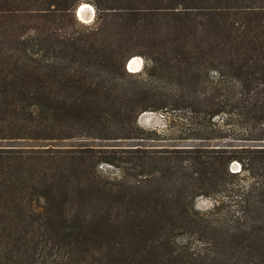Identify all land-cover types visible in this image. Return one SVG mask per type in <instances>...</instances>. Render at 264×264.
<instances>
[{
    "label": "trees",
    "instance_id": "1",
    "mask_svg": "<svg viewBox=\"0 0 264 264\" xmlns=\"http://www.w3.org/2000/svg\"><path fill=\"white\" fill-rule=\"evenodd\" d=\"M0 264H264V0H0Z\"/></svg>",
    "mask_w": 264,
    "mask_h": 264
},
{
    "label": "rangeland",
    "instance_id": "2",
    "mask_svg": "<svg viewBox=\"0 0 264 264\" xmlns=\"http://www.w3.org/2000/svg\"><path fill=\"white\" fill-rule=\"evenodd\" d=\"M91 6H93L91 3H88ZM94 7V6H93ZM95 17V9H93V14L89 20H84L81 17V20L86 23H91L94 20ZM79 18V17H78ZM135 57V60L137 62V66L135 68H128L127 63V69L130 71H139L142 69L144 60L141 56H133ZM138 58V59H137ZM132 59V58H131ZM141 61V62H140ZM217 120L222 121L221 117H217ZM138 123L147 129H156L158 133H160V136L157 137L152 144H155L158 147H165V146H171L173 144H190V141H183V142H176V137L178 136L179 130L185 126V119L183 118L182 112H175L172 110H158V111H147L143 112L138 117ZM75 141V140H74ZM78 141V140H77ZM226 141H233V139H225L221 142L225 144ZM237 142H240L241 140H236ZM96 143L101 144H116L117 142H114L112 139H96ZM216 142V143H221ZM72 143H78V142H71ZM101 168L103 170L111 175L115 176L119 174V170L109 164H103L101 165ZM230 169L237 171L239 170V164L234 161L230 165ZM214 204V200L211 197H204L200 196L196 199L195 205L200 210H207L211 208Z\"/></svg>",
    "mask_w": 264,
    "mask_h": 264
},
{
    "label": "bare ground",
    "instance_id": "3",
    "mask_svg": "<svg viewBox=\"0 0 264 264\" xmlns=\"http://www.w3.org/2000/svg\"><path fill=\"white\" fill-rule=\"evenodd\" d=\"M81 8H82V12H80V17L84 20H89L93 14V7L88 3H83L81 5ZM131 60L132 63L131 62L129 63V67L132 69L135 68L138 64L135 60V57H133Z\"/></svg>",
    "mask_w": 264,
    "mask_h": 264
},
{
    "label": "water",
    "instance_id": "4",
    "mask_svg": "<svg viewBox=\"0 0 264 264\" xmlns=\"http://www.w3.org/2000/svg\"><path fill=\"white\" fill-rule=\"evenodd\" d=\"M83 3H81V4H79L78 5V7L76 8V14H77V16L79 17V19L81 20V18H80V12H82V8H81V5H82ZM93 7V6H92ZM93 9H94V7H93ZM131 58H133V57H131ZM131 58L129 59V63L132 61L131 60ZM129 63H128V65H129ZM132 63V62H131ZM128 68H129V66H128Z\"/></svg>",
    "mask_w": 264,
    "mask_h": 264
}]
</instances>
